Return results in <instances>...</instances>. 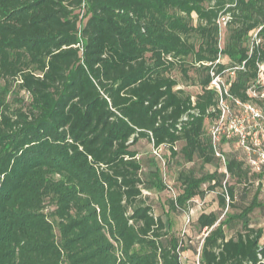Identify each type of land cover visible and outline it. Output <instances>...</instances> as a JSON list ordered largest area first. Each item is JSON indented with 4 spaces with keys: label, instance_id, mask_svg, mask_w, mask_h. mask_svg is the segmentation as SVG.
Segmentation results:
<instances>
[{
    "label": "trees",
    "instance_id": "obj_1",
    "mask_svg": "<svg viewBox=\"0 0 264 264\" xmlns=\"http://www.w3.org/2000/svg\"><path fill=\"white\" fill-rule=\"evenodd\" d=\"M219 55L228 94L262 104L264 0H0V264H189L199 242L200 264H264V226L250 224L264 211V162L252 171L224 155L234 137L217 142L222 160L208 133ZM12 85L26 106L7 102ZM140 140L161 159L139 155ZM172 161L182 168L169 208L216 195L217 210L193 222L195 246L145 195L165 189L160 166Z\"/></svg>",
    "mask_w": 264,
    "mask_h": 264
},
{
    "label": "rangeland",
    "instance_id": "obj_2",
    "mask_svg": "<svg viewBox=\"0 0 264 264\" xmlns=\"http://www.w3.org/2000/svg\"><path fill=\"white\" fill-rule=\"evenodd\" d=\"M224 36H225V28H221L218 36V46L222 47L224 44ZM221 62L226 63L227 59L225 57H221ZM263 71L257 82L264 85V66ZM173 76L178 80L179 86L185 88L189 91L192 95L196 94L198 89L195 85H192L190 81H187L183 78V76L178 72V70H174L172 72ZM231 75L227 73L224 74L225 79H229ZM2 82H0V85ZM11 92L7 95V102L11 107H24L29 103V96L24 91H18L16 85H12ZM249 94L253 97L257 96V91L254 90V87L250 88ZM194 98V97H193ZM262 99V104L257 103H250L259 113V117L252 118L250 113L244 111L243 108L235 107L230 102L229 108L230 113L236 119V125L245 132L244 138L241 140L237 136H234L232 140L229 141V144L224 146V155L227 154H234L237 158L243 160L245 165L251 167L252 171H257L260 163L259 158L260 155L264 154V89L260 94ZM21 100V101H20ZM208 127L214 120H207ZM207 127V128H208ZM139 150V155H143L144 157L150 158L154 154L150 150V145L145 140H140V143L136 146ZM224 157V156H223ZM145 164V163H144ZM149 166V165H148ZM145 165V167H148ZM185 167L193 166L191 163H187L184 165ZM182 167L178 166L174 161L170 162L169 164H162L160 166V175L165 184V189L157 190L152 189L150 191H145V195L149 197V200L155 207V214L161 215L162 218L165 220L166 224L168 225L169 229L179 235L183 240H188L187 243L192 244L195 246L197 241H200V237L204 234V230L202 233L198 234L195 232L193 228V222L196 216L201 211H210V210H217L216 201H215V193L211 192L203 199L194 198L189 201L185 208L182 210H173L169 208L168 201L171 198H175L177 194L180 192L178 187V181L176 180L179 170ZM205 169L213 170L212 167L206 166ZM219 170L224 171L223 165L219 168ZM245 183L242 185L244 186ZM257 182H253V186L249 189L248 198H250L254 188L256 187ZM263 190H264V180H263ZM47 208H45V212L49 213L50 208H52L50 203H47ZM227 210L224 209L223 213ZM250 224L255 226H264V211L263 210H254L251 214ZM49 219L53 222V225L56 224V219L48 216ZM222 217V215H221ZM189 218V221L187 219ZM239 226L235 225L227 230V234H233L234 231ZM183 235V236H182ZM183 241V242H184ZM200 247V242L197 244V251ZM197 252L192 256L190 259L189 264H197L196 260Z\"/></svg>",
    "mask_w": 264,
    "mask_h": 264
},
{
    "label": "built area",
    "instance_id": "obj_3",
    "mask_svg": "<svg viewBox=\"0 0 264 264\" xmlns=\"http://www.w3.org/2000/svg\"><path fill=\"white\" fill-rule=\"evenodd\" d=\"M228 20V16H221L217 20V24L219 29L221 30L222 27L225 26ZM221 56L219 55L218 58L213 63H208L211 65L209 70V83L208 87L216 92L217 96V109L219 110V115L208 127V133L211 139V143L215 152V155L220 157L224 160L223 155L217 148V142L221 137L225 138H232L237 136L239 139L244 138L245 132L241 130L235 123L236 119L230 113V108L228 102H232L235 106L243 108L245 112L250 113L252 118L259 117L258 111L250 104V103H241L238 99L232 98L228 94V87H229V79L224 78V74L227 73L228 75H233V71L229 69H224L222 72L216 71V65L220 62ZM264 64L259 66L260 69H263ZM152 152L155 156L161 159L160 150L152 148ZM260 163L264 162V154L262 153L259 158ZM189 221V218L187 219ZM199 252L200 247L198 248L196 260L197 264L199 263ZM184 257V253L180 254Z\"/></svg>",
    "mask_w": 264,
    "mask_h": 264
}]
</instances>
